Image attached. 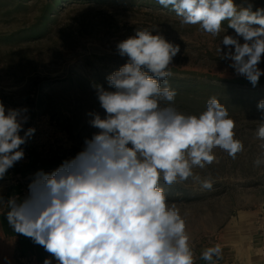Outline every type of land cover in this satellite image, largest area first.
Returning a JSON list of instances; mask_svg holds the SVG:
<instances>
[{
    "label": "clouds",
    "instance_id": "obj_1",
    "mask_svg": "<svg viewBox=\"0 0 264 264\" xmlns=\"http://www.w3.org/2000/svg\"><path fill=\"white\" fill-rule=\"evenodd\" d=\"M182 25L218 37L217 52L237 76L258 86L264 69V6L252 0H157ZM155 33V34H154ZM242 41V42H241ZM126 63L106 77L109 89L93 85L103 116L89 111L97 129L83 148L51 173L38 171L23 199L0 195L15 233L31 238L50 254L43 264H196L186 220L161 186L191 178L203 189L213 182L194 169L216 162L215 149L233 160L244 151L227 108L212 97L200 114L175 106L176 91L168 71L179 45L157 29H135L116 45ZM255 138L264 150V99ZM27 108H7L0 101V179L25 156L36 129L24 124ZM23 131V135L20 133ZM264 165V151L253 161ZM222 246L207 247L200 259L218 264Z\"/></svg>",
    "mask_w": 264,
    "mask_h": 264
},
{
    "label": "rangeland",
    "instance_id": "obj_2",
    "mask_svg": "<svg viewBox=\"0 0 264 264\" xmlns=\"http://www.w3.org/2000/svg\"><path fill=\"white\" fill-rule=\"evenodd\" d=\"M252 2L264 6V0ZM144 28L157 29L180 47L168 69L176 108L198 115L217 98L244 143L235 160L215 149L216 162L194 169L213 182L211 190L191 178L171 186L161 180L167 200L186 220L196 264H207L200 255L215 244L223 252L218 264H264V165L253 166L264 151L255 138L264 75L253 87L235 74L230 61L220 59L216 49L222 37L234 34L227 21L212 37L198 25H182L157 0H0V101L6 109L27 108L24 130L36 129L21 146L24 158L0 179V195L23 199L38 171L51 173L82 150L84 138L97 131L86 114H104L93 85L111 90L106 77L127 60L116 45ZM259 67L264 69V58ZM6 211L0 203V264H43L51 258L31 238L13 231Z\"/></svg>",
    "mask_w": 264,
    "mask_h": 264
}]
</instances>
